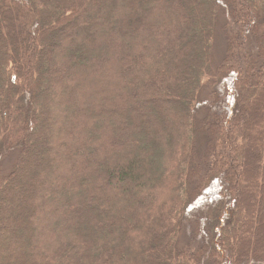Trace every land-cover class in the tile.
Wrapping results in <instances>:
<instances>
[{"label":"trees","instance_id":"16d2710c","mask_svg":"<svg viewBox=\"0 0 264 264\" xmlns=\"http://www.w3.org/2000/svg\"><path fill=\"white\" fill-rule=\"evenodd\" d=\"M0 264H264V0H0Z\"/></svg>","mask_w":264,"mask_h":264},{"label":"rangeland","instance_id":"374dc122","mask_svg":"<svg viewBox=\"0 0 264 264\" xmlns=\"http://www.w3.org/2000/svg\"><path fill=\"white\" fill-rule=\"evenodd\" d=\"M233 24H234L233 22H231V24H230V28H231L232 32H233V30L236 29V28H234V25H233ZM236 47L238 48V45H237ZM221 48H222V47H221ZM221 48H220V50H219L218 52L221 51ZM238 51H239V50H238ZM255 53H256V52H254V55H255ZM257 53H258L259 55H261L260 51H257ZM208 80H209V79L206 78V81H207V82H208ZM214 81H217V79H214ZM220 84H221V80H218L217 83H213L212 86L215 87L213 90L217 89V85H218V87H219ZM213 90H212V91H213ZM217 90H218V89H217ZM214 94H216V92H214L213 95H214ZM208 95H209V94H208ZM206 99H207V98H206ZM253 129H254V130L252 131V133H253V135H254V134H256V130L258 129V127H255V128H253ZM10 162H11V161L8 160V161L6 162V165L8 166V165L10 164ZM7 168H8V167H7ZM197 236H198V235H197ZM194 237L197 239L196 235H194ZM198 237H199V236H198ZM187 239H190V238L187 237ZM187 243H188V242H187Z\"/></svg>","mask_w":264,"mask_h":264},{"label":"water","instance_id":"95a60500","mask_svg":"<svg viewBox=\"0 0 264 264\" xmlns=\"http://www.w3.org/2000/svg\"><path fill=\"white\" fill-rule=\"evenodd\" d=\"M13 79H14V76H13Z\"/></svg>","mask_w":264,"mask_h":264}]
</instances>
